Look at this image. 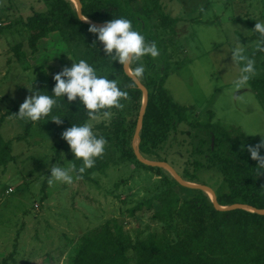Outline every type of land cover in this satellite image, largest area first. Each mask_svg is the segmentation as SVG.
I'll use <instances>...</instances> for the list:
<instances>
[{"label": "rangeland", "instance_id": "rangeland-1", "mask_svg": "<svg viewBox=\"0 0 264 264\" xmlns=\"http://www.w3.org/2000/svg\"><path fill=\"white\" fill-rule=\"evenodd\" d=\"M50 1L0 0V117L33 95L29 88L32 89L34 82H50L54 88L55 74L80 59L89 63L94 55L81 44L70 43L64 30L41 39L36 47L38 51L32 52L27 43L25 22L34 12L47 13ZM69 1L77 7L75 0ZM160 2L164 14L179 20L174 27L156 29L172 57L166 89L177 103L196 107L190 112L192 124L206 122L207 112L212 110L213 122L233 130L234 136L241 134L235 130L239 128L245 138L260 143L262 137L258 133L264 134V85L255 79L264 76V67L260 58H253L255 74L237 91L233 81L244 65L243 62L233 63L231 51L240 42L243 55L252 58L250 52L255 48H247L243 38L251 33L248 20L254 24L264 23V0ZM142 3L143 0H137L133 11L140 13ZM205 6L207 11L201 13ZM193 20L203 22L193 24ZM17 45H21L24 54L18 61L13 50ZM140 62L145 69L150 62L158 64L151 56L143 57ZM97 73L108 77L107 72L97 70ZM122 103L124 109H112L110 118L88 123L95 131L100 124L111 126L122 120L131 133L129 142L135 148L143 100L139 111L131 99ZM28 123L5 115L1 128L0 144H10V155L15 159L5 169L0 167V264L10 256L8 264H71L82 239L111 220H116L132 240L142 231L161 229L151 219L153 213L160 210L157 202L152 210L145 207L135 216L130 214L138 203L146 201L157 190L161 176L132 163L120 162L105 173H95V181L77 180L70 186L57 183L50 187L47 183L50 166L72 162L67 155L56 159L58 139L52 121L41 125L33 123L27 134ZM212 142L213 135L205 130L178 124L156 155L141 156L150 162L168 163L187 184L205 185L212 190L222 187L227 193L228 187L220 171L207 168ZM157 168L174 178L168 168ZM190 175H197L195 182H191ZM44 184H47L45 201L42 200ZM178 190L182 198L201 191L185 186ZM203 192L212 200L210 192Z\"/></svg>", "mask_w": 264, "mask_h": 264}, {"label": "trees", "instance_id": "trees-1", "mask_svg": "<svg viewBox=\"0 0 264 264\" xmlns=\"http://www.w3.org/2000/svg\"><path fill=\"white\" fill-rule=\"evenodd\" d=\"M80 1L82 16H79L77 7L71 1L51 0L47 13L34 12L27 18L25 30L28 33L27 43L32 52L38 51L36 47L41 39L47 38L53 32L66 31L70 43H79L85 51L94 52L89 64L97 70L107 72L109 79H116L119 87L128 91L130 99L137 104L139 111L143 92L134 79L125 73L118 61L112 63L110 58L105 56L98 36L88 30L93 24L82 18L100 25L115 18L130 20L133 30L143 35L147 42L154 41L158 50L162 52L156 58L158 64L150 62L142 78H137L148 92V105L139 136L140 154L156 155V151L166 143L170 134L177 130L178 124L203 129L213 135V147L208 150L207 168L218 169L228 187L227 193L221 186V189L213 190L218 204L221 207L239 204L264 210V175L257 176L258 161L251 159V154L247 150V146H255L258 142L245 138L239 128L235 130L241 134L234 136L233 130L230 131L220 122H213L215 114L212 110L207 112L206 122L196 121L192 124L190 112H194L196 107L177 103L166 89L172 57L167 53L169 48H166V42L157 31L174 27L179 20L162 12L160 0H143L140 13L133 11L137 0ZM206 8L208 9L205 6L203 8L205 11L201 13L206 12ZM152 21H156V24H151ZM200 23L201 20H193V24ZM247 24L252 35L250 38H244L245 44L256 42L258 34L252 30L255 24L252 20H248ZM174 43L179 48L175 41ZM13 50L17 61L24 57L21 45H17ZM250 55L252 58L262 57L261 65L264 67V52L256 49ZM136 66V64L131 66L133 74ZM148 70L151 71L150 74L147 73ZM258 82L264 85V76L258 79ZM129 84H133L134 87H127ZM32 90L45 95L53 94L50 82L36 81L32 84ZM32 93L34 95V92ZM19 107H14L0 117V141L5 115L16 118L14 114L18 113ZM52 116H59L63 120L61 125L52 121L58 139L56 159L67 155L79 168L82 161L75 160L70 146L61 138V134L73 124L79 126L90 121L84 106L80 105L79 98L68 104L65 96L64 100L59 101L58 107H53L46 119L37 123L41 125L51 121ZM32 125L33 122L26 125L27 134ZM94 130L98 137L103 136L108 143L103 156L96 159L95 166L87 169L81 180L95 181L93 178L95 173H105L111 166L120 162L132 163L139 169L161 176L162 181L157 190L130 211L131 216H135L145 207L152 210L154 202H157L160 210L154 212L151 219L153 223L160 225L161 229L150 230L147 233L142 231L135 240H132L130 236L125 235L116 220L107 221L82 239L71 264H264L263 214L246 209H217L203 191H198L192 197L182 198L178 190L182 186L174 178L163 174L160 168L138 160L135 149L128 139L131 133L127 132L122 120L111 126L100 124ZM10 149V144L2 146L0 144V167L4 169L15 159L10 155ZM260 155L264 156L263 148L260 149ZM198 165L203 167L199 163ZM190 178L191 182H195L197 175H190ZM46 189L47 184H44L43 201L47 199ZM11 257L4 259L1 264H8Z\"/></svg>", "mask_w": 264, "mask_h": 264}, {"label": "clouds", "instance_id": "clouds-1", "mask_svg": "<svg viewBox=\"0 0 264 264\" xmlns=\"http://www.w3.org/2000/svg\"><path fill=\"white\" fill-rule=\"evenodd\" d=\"M203 10L201 8V11ZM88 30L98 36L105 56L110 58L112 63L118 61L124 71H127L133 64L137 65L134 69L135 78H142L145 72V67L140 63L143 57L151 56L155 59L160 55L156 43L147 42L143 35L133 30L132 22L128 19L115 18L105 22L102 26L93 24ZM252 30L258 34L257 51L264 52V23L256 22ZM95 45L94 41L93 46ZM231 53L234 64L243 62L244 65L240 68L239 76L233 81V87L238 91L244 88L255 74V60L243 55L240 42H237ZM68 58L73 60L70 56ZM53 79L55 86L52 95L41 94L29 88L34 95L26 97L14 116L26 122H39L46 119L53 107H58L59 101L67 96L68 104L79 98V103L84 106L90 121L106 120L112 116V109L123 110L125 104L122 101L130 99L128 91L122 90L116 79L98 75L97 69L84 59H80L79 62L74 61L71 67L65 66L54 75ZM127 87H134V85L129 84ZM51 121L57 125L63 124L59 116H52ZM258 134L262 137L261 142L255 146H247V150L251 154V159L258 161L256 169L259 177L264 175V156L260 155V149L264 148V134ZM61 138L70 146L75 160L82 161V166L77 168L75 163H68L65 166L51 165V175L47 180L50 187L57 183L70 186L75 181L83 179L86 170L93 168L96 159L103 156L108 143L106 138L98 137L93 132L88 122L79 126L73 124L72 127L62 132Z\"/></svg>", "mask_w": 264, "mask_h": 264}, {"label": "water", "instance_id": "water-1", "mask_svg": "<svg viewBox=\"0 0 264 264\" xmlns=\"http://www.w3.org/2000/svg\"><path fill=\"white\" fill-rule=\"evenodd\" d=\"M75 1L77 3L78 14H79V16H82V3H81L80 0H75ZM83 20L88 22V23H90V24H94L96 26H102L100 24L92 23L89 20H85V18ZM125 73L134 79V81L137 83L138 87L143 92V97H144L143 106H142L141 112L139 114L138 126H137L136 137H135L138 140V145H139V136H140V131L142 129V120H143V116L145 114V111H146V108H147V105H148V92H147L146 88L142 85L140 80L135 78L133 72L131 71V67L127 71H125ZM134 149H135V154H136L138 160H140L144 164H147V165H150V166L168 168L174 174L175 180L180 185L188 187V188H193V189H196V190L210 192L212 194V202H213L215 208L221 209V210H225V209H227V210H230V209L231 210L232 209H246V210H249V211L256 212V213L264 215V210H256V209H253V208H250V207H247V206H243V205H239V204L231 205V206H228V207H221L218 204V200H217V196H216L215 192L211 188H209L208 186H205V185H194V184H187V183L183 182L181 180V177L178 175V173L168 163H166V162L155 163V162H150V161L144 160L142 158L140 152H139L138 146H135Z\"/></svg>", "mask_w": 264, "mask_h": 264}, {"label": "crops", "instance_id": "crops-1", "mask_svg": "<svg viewBox=\"0 0 264 264\" xmlns=\"http://www.w3.org/2000/svg\"><path fill=\"white\" fill-rule=\"evenodd\" d=\"M205 13V12H204ZM202 21V20H201ZM203 21H204V19H203ZM202 21V22H203ZM205 22V21H204ZM215 22H217V21H215ZM207 24H209L210 25V23H207ZM249 35H247V34H245V37L244 38H250L251 37V35H252V33H248ZM243 38V39H244ZM245 45H247V48H255V49H252L251 50V52H253V51H255L256 50V42H253V43H248V44H245ZM251 52H250V54H251ZM251 56V55H250ZM257 58H260V61H261V63H262V60H263V58L262 57H257ZM262 76H259V77H257L255 80L257 81V83H260V82H258V79H260ZM261 84V83H260ZM262 85V84H261Z\"/></svg>", "mask_w": 264, "mask_h": 264}, {"label": "bare ground", "instance_id": "bare-ground-1", "mask_svg": "<svg viewBox=\"0 0 264 264\" xmlns=\"http://www.w3.org/2000/svg\"><path fill=\"white\" fill-rule=\"evenodd\" d=\"M211 194V193H210Z\"/></svg>", "mask_w": 264, "mask_h": 264}, {"label": "built area", "instance_id": "built-area-1", "mask_svg": "<svg viewBox=\"0 0 264 264\" xmlns=\"http://www.w3.org/2000/svg\"><path fill=\"white\" fill-rule=\"evenodd\" d=\"M11 191V190H10Z\"/></svg>", "mask_w": 264, "mask_h": 264}]
</instances>
